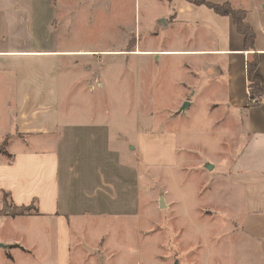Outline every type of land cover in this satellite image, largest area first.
I'll list each match as a JSON object with an SVG mask.
<instances>
[{
	"label": "crops",
	"instance_id": "obj_1",
	"mask_svg": "<svg viewBox=\"0 0 264 264\" xmlns=\"http://www.w3.org/2000/svg\"><path fill=\"white\" fill-rule=\"evenodd\" d=\"M82 1L0 0V142L13 132L24 135L13 137L7 154L0 153V191H9L17 205L36 201L40 211L0 215V243L7 245L0 247V264H16V251L34 252L25 245L28 230L17 226L20 222H36L37 244L43 228L51 229L54 264H73L75 259L81 263L83 254L94 264H104L97 255L108 233L100 234L96 248L87 242L84 229L115 219L124 230L126 222L140 217L141 166L184 169L189 165L192 146L179 145L177 134L157 130L151 121L141 122L140 117L131 130L134 134L126 137L109 120L93 118L100 109L88 99L101 94H93L89 86L92 58L123 59L125 50L79 43L77 11ZM208 1H229L247 11V21L256 32L257 73L264 85V0ZM144 2L159 5L157 19L165 21L167 36L163 46L150 49L139 38L131 51L133 82L139 84L142 56L176 61L193 77L182 82L187 92L180 105L189 101L188 109L206 98L207 120L222 132L227 147L217 150V162H207L214 168L228 165L210 179L222 180L223 189L215 192L229 201L225 204L229 226L219 237L224 244L219 259L221 264H264V97L258 105L248 106L247 62L255 52L246 49L231 16L205 4ZM94 3L100 0H91L90 5ZM115 3L119 5L118 0ZM93 9L85 8L89 26ZM100 9L101 14L95 15L105 20L104 12L110 8ZM119 19H112V29L123 27V17ZM89 26L84 24L86 30ZM154 30L159 35V29ZM103 87L101 81L95 86L98 91ZM125 142L129 150L134 149L130 156L125 154ZM165 190L168 207L173 208L177 200L169 186Z\"/></svg>",
	"mask_w": 264,
	"mask_h": 264
},
{
	"label": "rangeland",
	"instance_id": "obj_2",
	"mask_svg": "<svg viewBox=\"0 0 264 264\" xmlns=\"http://www.w3.org/2000/svg\"><path fill=\"white\" fill-rule=\"evenodd\" d=\"M90 2L91 0H83L78 7L77 14L81 18L77 22L78 32L81 33L79 43L123 47L125 50L123 59L120 56L113 59L111 55L92 58L90 65L94 73L89 86L94 90L98 88H95L98 81L104 83L100 91L92 90L93 94L99 92L101 97L88 99L90 105L93 106L94 103L100 109L93 112L89 108L94 113L93 118L109 120L115 131L127 137L134 134L131 130L136 129V123L141 117V122L151 121L157 130H169L177 134L179 145L189 144L193 149H190L187 169L180 166L169 169L164 166H141L140 217L126 222L124 230L122 222L115 219L98 226L88 225L84 229L87 242L97 248L96 242L100 234L108 233V239L104 236L101 239L100 254L94 253L100 259L103 258L101 261L104 264H176V261L181 264H221L220 246L224 244L219 237L229 226V220H225V204L229 201L228 196L222 197V194L219 196L215 192L218 188L223 189L224 186H220L222 180L212 182L210 179L215 178L228 165L222 163L221 166L218 164L216 168L208 169L206 164L217 162L220 157L217 150L220 153L227 147L224 145L222 132L211 127L207 120V99L196 100L188 109L181 111L183 103L180 105V101L187 92L182 82L194 79L185 69H179L176 61L165 60L164 57L162 60L151 61V57L142 56L139 84L133 82L135 62L131 51L139 38L147 49L160 48L166 41L165 21L157 19V3L147 5L144 0H118L117 5L116 0H100V3L90 5ZM105 5L110 11L104 12L106 17L103 20L95 14H101L100 8ZM89 6L94 8L90 26L89 21L84 19L85 8ZM116 17H123V23H120L123 27L112 29V19L116 21ZM84 24L89 26L87 30ZM155 28L159 29V35H155ZM189 96H193L191 92ZM2 133L0 127V136ZM15 136L24 135L17 132L8 134L9 138L4 137L0 142V148L6 151L10 140ZM124 149L128 156L134 150L128 149L127 142L124 143ZM181 157L183 153H180V160ZM166 185L172 189L173 197L177 200L173 208L159 206V197L161 193L166 194ZM17 226L28 230L24 233L28 239H25V245L34 249V252L22 254L16 251V264H54L51 229L47 226L43 228L41 242L37 244L36 222H20ZM87 258L83 254L80 263L76 261L74 254L73 264H94L92 258Z\"/></svg>",
	"mask_w": 264,
	"mask_h": 264
},
{
	"label": "trees",
	"instance_id": "obj_3",
	"mask_svg": "<svg viewBox=\"0 0 264 264\" xmlns=\"http://www.w3.org/2000/svg\"><path fill=\"white\" fill-rule=\"evenodd\" d=\"M190 1L198 5L205 4L211 7L212 9H214L218 14L231 16L233 18L237 29L244 36L246 49L255 52L253 58L247 62L248 89H249L248 106L258 105L260 103V100L264 97V85L262 84L260 77L258 76L257 73L259 59L255 51L256 32L252 27V25L247 21V11L235 7L229 1H224L222 3H213L208 0H190ZM6 137H8V135H6ZM0 153H6V151L5 150L3 151L0 148ZM0 204H1L0 215H8L15 217L20 215L40 214L36 201H34L30 205H17L12 200V196L9 191H5V190L0 191Z\"/></svg>",
	"mask_w": 264,
	"mask_h": 264
},
{
	"label": "water",
	"instance_id": "obj_4",
	"mask_svg": "<svg viewBox=\"0 0 264 264\" xmlns=\"http://www.w3.org/2000/svg\"><path fill=\"white\" fill-rule=\"evenodd\" d=\"M189 104H190L189 101H185V102L183 103V105L181 106V111H182V110H185ZM206 167H207L208 169H213V168H214V165L211 164V163H207V164H206ZM159 206H160L161 208H166V207L168 206L167 203H166V199H165V195H164V193H161V194H160V197H159ZM0 247H7V245H5V244H3V243H0ZM176 264H181V263H180L179 261H176Z\"/></svg>",
	"mask_w": 264,
	"mask_h": 264
}]
</instances>
